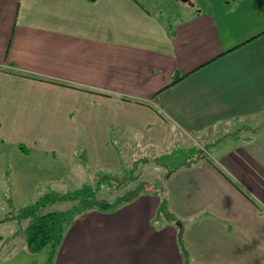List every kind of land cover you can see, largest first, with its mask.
<instances>
[{
	"label": "crops",
	"instance_id": "obj_1",
	"mask_svg": "<svg viewBox=\"0 0 264 264\" xmlns=\"http://www.w3.org/2000/svg\"><path fill=\"white\" fill-rule=\"evenodd\" d=\"M258 24L228 27L195 3L160 13L143 0H0V225L37 177L52 190L70 163L120 171L112 136L185 138L212 148L168 171L174 220H156L157 192L89 210L45 247L50 264H264Z\"/></svg>",
	"mask_w": 264,
	"mask_h": 264
},
{
	"label": "rangeland",
	"instance_id": "obj_2",
	"mask_svg": "<svg viewBox=\"0 0 264 264\" xmlns=\"http://www.w3.org/2000/svg\"><path fill=\"white\" fill-rule=\"evenodd\" d=\"M143 2L151 9L160 13H168L169 10L176 12L183 9V7H188L190 3H195L196 6L201 5L209 7L211 10L217 11V13L223 17L228 27L233 26L237 29H243V25L248 26L257 23L261 26L264 25V0H143ZM235 7H237L236 11H229V9L231 10ZM263 123L264 122H261V124ZM228 130L233 129L228 128ZM123 138L125 143L119 138L116 140L113 136L111 138L112 144H114L118 150V161L121 166L120 171L99 167L90 169V171L85 169V173H81L77 168V163H70L69 168H63L62 184L56 182L57 184L53 186L54 183H52V187L49 186L52 190L44 189L41 183L42 180L45 179L41 177L40 181V179L35 176L38 181L37 185L30 188L29 193L20 191V194L25 196L22 197L23 199L18 197H15V199L13 198V204L9 211L18 210L20 208L18 204L22 203V201L25 202L28 200L27 203H25L26 205L35 202V200L46 192L55 191L57 193H67L83 185L94 186L98 181L101 182L98 195L101 198H106L108 200L115 199L127 193L128 190L139 187L147 191V193L156 191L160 195V201H162L166 195H168L166 189V176L168 171L186 159L190 161L212 148V145H209L205 141H201L199 144L185 138H179L176 141L173 138L166 145H151L148 141L134 135L124 134ZM222 138L226 139L220 144L225 147L228 146V141L229 139L231 140V138ZM79 146L80 145H78V147ZM79 153H81V151ZM105 175L113 176L114 179L106 180L103 178ZM141 193L146 192L142 191ZM2 203L3 202L0 201V205ZM71 205V201L57 200L44 206L42 212L64 210ZM159 209L160 203L156 212V220L164 221L166 218L171 219L172 213L168 208L165 207L161 209V211H159ZM2 210L4 212L5 209L0 208V213ZM177 220H175V223H177ZM26 224V220L19 221L9 219L6 220L4 224L0 225V264H24L22 257L25 256V252L22 250V247L25 246V238L22 234V230ZM46 247L50 249L49 245ZM45 249L44 247L38 252H29V255H32L33 258L27 260L25 264H50V251L44 254Z\"/></svg>",
	"mask_w": 264,
	"mask_h": 264
},
{
	"label": "trees",
	"instance_id": "obj_3",
	"mask_svg": "<svg viewBox=\"0 0 264 264\" xmlns=\"http://www.w3.org/2000/svg\"><path fill=\"white\" fill-rule=\"evenodd\" d=\"M179 77L174 79L175 82ZM190 160L184 164L191 163ZM113 176L105 175L104 179ZM101 182L98 181L94 186L83 185L74 191L67 193H57L49 191L40 196L35 202L21 206L18 210H13L4 219L26 220V226L22 230L25 238L26 248L29 252H38L46 246H50L51 251L59 245L64 232L73 223L77 215L83 214L90 209L99 211H110L124 202L132 200L142 191V188H134L127 193L118 196L115 199H106L99 197ZM156 192V191H154ZM57 200H68L72 202L69 208L64 210H51L42 212V208L49 203ZM167 208L166 197L160 202V209ZM175 217L172 215L171 220Z\"/></svg>",
	"mask_w": 264,
	"mask_h": 264
},
{
	"label": "water",
	"instance_id": "obj_4",
	"mask_svg": "<svg viewBox=\"0 0 264 264\" xmlns=\"http://www.w3.org/2000/svg\"><path fill=\"white\" fill-rule=\"evenodd\" d=\"M182 1H187V0H182ZM177 224H178V221H177Z\"/></svg>",
	"mask_w": 264,
	"mask_h": 264
}]
</instances>
